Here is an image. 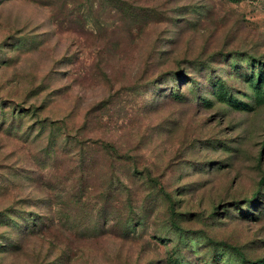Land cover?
Wrapping results in <instances>:
<instances>
[{
    "label": "rangeland",
    "instance_id": "obj_1",
    "mask_svg": "<svg viewBox=\"0 0 264 264\" xmlns=\"http://www.w3.org/2000/svg\"><path fill=\"white\" fill-rule=\"evenodd\" d=\"M0 264H264V0H0Z\"/></svg>",
    "mask_w": 264,
    "mask_h": 264
}]
</instances>
